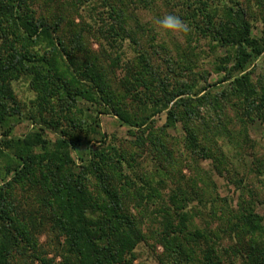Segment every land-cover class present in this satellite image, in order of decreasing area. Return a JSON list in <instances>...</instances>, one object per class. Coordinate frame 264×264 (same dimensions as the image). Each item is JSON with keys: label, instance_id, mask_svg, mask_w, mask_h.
Listing matches in <instances>:
<instances>
[{"label": "trees", "instance_id": "16d2710c", "mask_svg": "<svg viewBox=\"0 0 264 264\" xmlns=\"http://www.w3.org/2000/svg\"><path fill=\"white\" fill-rule=\"evenodd\" d=\"M159 1L189 27L188 48L176 45L179 60L164 75L145 45L155 28L138 14ZM255 1L261 28L252 0H0V264H141L135 250L147 230L163 245L165 264H236L220 249L223 233L239 244L249 236L236 250L263 264V217L244 200L238 209L223 198L206 212L190 206L206 201L196 178L182 184L172 144L181 138L195 163H222L200 125L202 107L220 112L231 101L246 115L253 106L264 113V73L255 82L250 68L264 53V0ZM73 11L81 22L70 20ZM202 40L227 84L200 95L208 88H196L194 69L203 48L192 43ZM126 41L135 55L125 56ZM184 72L194 81L179 79ZM23 78L36 94L29 103L14 88ZM163 111L166 122L153 128ZM102 114L115 115L132 138H110ZM21 120L33 127L14 134ZM240 134L248 137L247 127ZM197 213L207 225L195 222Z\"/></svg>", "mask_w": 264, "mask_h": 264}, {"label": "rangeland", "instance_id": "374dc122", "mask_svg": "<svg viewBox=\"0 0 264 264\" xmlns=\"http://www.w3.org/2000/svg\"><path fill=\"white\" fill-rule=\"evenodd\" d=\"M254 2L256 3L255 0H252V4ZM157 5V9L153 11L138 8V14L140 15L138 16L142 22L148 26H154L155 28L153 32L157 35L156 38L152 40L153 44L151 45V41L149 40L145 42V45L150 52L155 54L153 56L154 63L164 75L171 70V68L173 70V62H178L179 60V58H176V45L179 43L178 46H180V48H188V46L182 32L165 31L156 24V21L163 18L165 15H175L174 12L170 10V6L166 5L164 2L159 1ZM253 7H255V15L253 16L255 20L254 23L261 28V12L259 13L258 6L253 4ZM82 13L81 14L86 18L87 14L84 11ZM69 15L70 20L75 19L76 22H81V17L77 12L73 11V14L70 13ZM147 36H149L148 33L145 34V37ZM88 43L92 45V49H98L99 47L98 41H95V39H89ZM161 44H165L167 48L161 47ZM192 45H194L195 48H203L199 66L194 69V71H199L200 73L198 76L196 75V88L206 84L208 89L199 94H204L210 90L220 92L224 86H226L227 82H221L225 70L222 69L218 71L214 66L213 60L215 58V53L209 49V45L205 40L199 43L193 42ZM133 49L134 46L129 44V41H126L124 44L125 56L135 55L136 52ZM219 52L223 53L224 51L220 50ZM175 66L177 65L175 64ZM120 68L121 67H118L117 69L116 74L118 76H121ZM250 68L253 70L255 82H258L259 77L264 73V53L258 57ZM181 71L182 68H177L175 72L181 74ZM186 74L188 73L184 72L179 79L185 78L188 82L194 81V76L190 77ZM14 88L20 99L28 103L35 99V92L29 88L28 82L24 78L17 81ZM256 101L260 102V99L257 98ZM221 106L223 109H221L220 112H214L213 109L202 107L204 120L201 121H205L206 124H200V120L199 124L209 131L212 138L209 144L212 145L215 156H218V158L222 160V163H218L216 160L214 161V158L201 159L198 163H195L190 157V154L185 151L180 138L177 140V143H172L174 146V160L178 162V168H180V172L177 173V175L181 177L182 184L190 182L192 178L197 179L198 186L196 187L203 195L206 205H203L198 199H194L190 206L194 207L197 205L206 212L209 210L210 206H218L223 198L229 202L231 208L238 209L243 202L242 200H244L243 204H245L244 206L246 208H252L263 217L262 224L264 226V113L263 111H260L262 112L260 113L257 107L253 106L246 110L248 114L246 115V113H242L239 107L235 106L231 101H225ZM166 116L167 114L165 111L156 114L152 119L153 128L157 129L163 126L166 122ZM219 118H221L223 122H226L229 128L228 131H223L221 129ZM100 119L102 130L113 140L118 142L123 140L126 142V140L132 138L128 133V128L122 125L115 115L102 114ZM32 127L33 124L30 120H21L16 123L13 133L21 135ZM246 127L248 137L245 138V136L240 133H242ZM168 131L171 136H182L180 128H169ZM50 134L53 136L52 133ZM85 148V146L79 148V151L74 153L75 158H77V154H84ZM148 163L152 164L150 158L147 159V164ZM216 165L219 166V169H217ZM169 185H172L170 181ZM195 222L199 226L207 225L206 218L202 220V217L198 213L195 216ZM222 235L223 238L220 239L219 245L225 259L232 260L236 264H252L248 252L242 249V252L238 253L236 250L239 246L242 247V245H244L246 247L247 244L251 243L249 236L243 239L239 244L238 239L229 237V235L225 233ZM256 245L260 250L264 248V231L258 236ZM135 251L137 256L135 260L136 263L165 264L166 262V253L163 245L156 241V238L149 230H147L145 241L141 242L136 247Z\"/></svg>", "mask_w": 264, "mask_h": 264}, {"label": "clouds", "instance_id": "9594fccd", "mask_svg": "<svg viewBox=\"0 0 264 264\" xmlns=\"http://www.w3.org/2000/svg\"><path fill=\"white\" fill-rule=\"evenodd\" d=\"M156 24L165 31L188 32L189 27L179 17L173 14L165 15L156 21Z\"/></svg>", "mask_w": 264, "mask_h": 264}]
</instances>
